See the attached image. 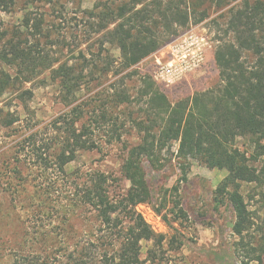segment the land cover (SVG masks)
I'll return each mask as SVG.
<instances>
[{"label": "rangeland", "instance_id": "1", "mask_svg": "<svg viewBox=\"0 0 264 264\" xmlns=\"http://www.w3.org/2000/svg\"><path fill=\"white\" fill-rule=\"evenodd\" d=\"M181 1L186 4L190 23L178 33L201 26L214 47L231 39L226 34L230 11L244 1L264 2ZM120 2L14 0L0 12V51L7 50L8 43L18 44L53 63L50 70L38 69L30 83L18 82L0 97V264H98V255L112 252L109 244L98 239L102 233L96 213L79 202L76 187L100 173L107 178L105 188L112 202L125 198L131 189L121 167L128 150L140 143L135 123L147 121V99L139 97L142 75L137 68L121 71L119 50L91 28L96 22L88 15L98 4L115 8ZM244 60L253 63L249 53L244 54ZM112 62L110 73H103ZM64 64L78 72L84 69L83 85L71 104L62 102L59 81L52 75V69ZM0 70L16 76V69L2 61ZM218 85L217 68L210 64L179 86L166 90L156 85V89L175 104ZM28 89L33 95L23 106L17 97ZM120 93H126L130 101L119 103L115 95ZM74 107L82 114L78 126L89 127L95 148L80 152L63 173L56 167L44 171L20 143L36 133L40 145L50 138L56 139L53 145H57L59 133L52 123ZM15 118L18 122L5 125ZM236 146L247 153L259 176V182L240 188L252 217V243L258 249L264 247V157L252 159L247 139L240 138ZM177 149V143L166 147L156 169L145 163L152 200L135 208L156 234L165 237L162 246L155 248V264H264V258L258 263L236 251L229 209L213 211V191L227 170L211 169L196 160L183 161ZM140 247L141 260L150 264L146 257L152 244L142 242Z\"/></svg>", "mask_w": 264, "mask_h": 264}, {"label": "trees", "instance_id": "2", "mask_svg": "<svg viewBox=\"0 0 264 264\" xmlns=\"http://www.w3.org/2000/svg\"><path fill=\"white\" fill-rule=\"evenodd\" d=\"M13 3L14 0H0V12ZM88 15L96 22L91 28L119 50L121 71L135 68L166 44V38L190 23V14L181 0H121L115 8L98 4ZM226 34L231 41L218 42L211 61L218 71L219 85L215 89L171 104L150 77L141 76L139 97L147 99L149 111L146 122L135 123L140 143L128 150L121 167L123 177L131 185L128 195L112 202L105 188L107 178L100 173L77 185L79 202L96 213L98 231L102 233L98 239L112 248L111 253L97 256L98 264H144L142 242L152 244L146 261L156 263L155 248L162 246L165 237L156 234L135 208L152 200L145 163L156 169L161 161L159 155L173 143H177L181 160H196L211 169L227 170L213 191V211L229 209L236 251L240 256L262 262L264 247L257 249L252 243V217L240 192L242 184L257 183L259 176L236 142L240 138L250 142L253 160L264 157V2L244 1L230 11ZM246 53L253 57V63L244 60ZM0 61L16 69L15 78L0 70V97L18 82L30 83L38 69L53 67L40 53L13 43L0 51ZM113 66L114 62L108 64L103 73H110ZM83 73L84 69L78 72L67 64L52 69L53 80L60 84L62 102H73L83 85ZM32 95L31 89L22 90L17 98L24 106ZM115 98L121 104L130 101L126 93L116 94ZM81 118V111L74 107L54 120L52 127L59 133L57 145H53L56 139L51 138L40 145L35 133L24 138L20 146L44 171L56 167L63 173L80 152L95 148L89 127L78 126ZM16 122L18 118L8 119L5 125ZM165 222L171 226L169 221Z\"/></svg>", "mask_w": 264, "mask_h": 264}, {"label": "built area", "instance_id": "3", "mask_svg": "<svg viewBox=\"0 0 264 264\" xmlns=\"http://www.w3.org/2000/svg\"><path fill=\"white\" fill-rule=\"evenodd\" d=\"M214 43L201 26H190L143 59L135 68L163 89L203 73L212 63Z\"/></svg>", "mask_w": 264, "mask_h": 264}]
</instances>
